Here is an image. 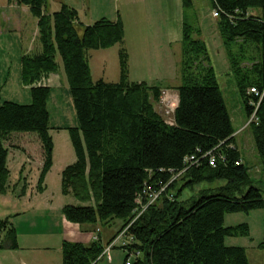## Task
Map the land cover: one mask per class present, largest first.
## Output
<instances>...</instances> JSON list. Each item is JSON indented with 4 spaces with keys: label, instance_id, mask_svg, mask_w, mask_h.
Here are the masks:
<instances>
[{
    "label": "trees",
    "instance_id": "1",
    "mask_svg": "<svg viewBox=\"0 0 264 264\" xmlns=\"http://www.w3.org/2000/svg\"><path fill=\"white\" fill-rule=\"evenodd\" d=\"M8 2L27 6L37 18L40 49L23 53L20 61L21 79L30 86L31 102L0 104V193L9 187L5 141L12 132L37 134L43 164L36 188H44L45 174L52 165L49 129L53 127L46 104L50 86L38 83L58 70V54L78 120V126L68 127L75 160L60 172L61 192L71 194L78 203L63 205L61 213L66 220L92 225L98 232L88 243L63 240L62 264H96L106 247L99 230L114 219L122 220L108 245L136 216L135 198L146 184L168 181L191 155L200 162L170 183L167 191L171 197L162 193L128 227L126 234L132 240L121 246L128 251L125 261L130 253L138 252L142 256L134 264H249L244 247L225 244L226 236L248 234L247 224L225 226L224 215L262 208L263 237L257 247L264 248L263 190L241 162L235 129L200 27L185 18L182 21L180 83L174 87L178 101L173 122L167 123L155 108L161 87L128 79L124 48L118 52V81L91 77L87 50L123 41L120 18L85 24L76 9L66 4L49 13L48 0ZM210 3L220 9L216 27L246 114L255 113L256 120L248 126L264 168V0ZM182 6L191 7L192 0H182ZM251 87L259 94L249 92ZM208 152L215 155V166L208 164L204 156ZM216 179L225 183L210 193L200 190L180 198L185 187ZM6 240L9 248H18L9 218L0 219V247Z\"/></svg>",
    "mask_w": 264,
    "mask_h": 264
},
{
    "label": "rangeland",
    "instance_id": "2",
    "mask_svg": "<svg viewBox=\"0 0 264 264\" xmlns=\"http://www.w3.org/2000/svg\"><path fill=\"white\" fill-rule=\"evenodd\" d=\"M133 1L135 2L131 12L123 15L127 39L124 37L123 41L107 48L87 50L88 64L94 81L103 79L107 82H116L119 80L118 52L121 48H124L128 55V79L130 81L148 80L150 82V78L156 75L155 70L161 63L153 62L157 57L151 56L150 58V50L152 53L154 50H160V60L166 61L164 70L170 67L166 74H169V69H171L172 57L180 56V44L168 45L164 35L169 25L177 24L181 20L182 9H179V0ZM7 3H9L8 0H5V7H0V32H4L0 34V104L7 100L27 104L31 102L30 86L22 82L20 61L24 50L36 52L40 49L37 39V18L27 6L15 7V9ZM62 4L75 8L79 20L85 24L93 23L100 18L115 19L119 8L115 0H48L46 11L49 13L57 11ZM121 8L124 12L128 10V7L124 5ZM183 10L186 21L198 25L201 29V37L207 45L211 65L235 129V144L243 163L248 168L249 175L257 185L262 187L264 195V168L248 126L253 122V117L246 115L236 80L230 72L225 51L216 30V19L212 17L210 0H192V6L185 7ZM153 26H156L155 32L157 34L160 32V37H164L162 47L140 46L146 31H154ZM36 45L39 47L36 48ZM56 61L58 70L50 74L53 82L50 84L46 99L49 122L53 127L49 129L53 141L52 165L45 174L42 191H37L36 188L40 170L33 168L39 162L40 153L43 157L41 142L37 134L12 132L5 141L8 153H10L7 158L10 175L7 191L0 193V219L9 218L16 229L17 243L29 245L30 248L21 251L28 264H42L41 261L44 258L48 259L51 264H62V253L57 249L59 243H62L59 215L63 205L78 203L71 194H63L60 188L61 170L75 160L68 127L78 126V120L63 64L58 54H56ZM174 102L175 100H170L168 94L163 101L171 108ZM163 103H156V110L164 119L172 120L173 112L166 115ZM13 154H15L14 160ZM25 157L24 164L26 165L23 167L21 164ZM17 181H19L18 185ZM224 183V179L196 183L182 189L180 198L197 195L200 190L210 193ZM243 223L248 226V234L238 233L226 236L225 244L244 247L249 264H264V248L257 247L263 237V209L228 212L224 215L225 226ZM121 225L122 220L114 219L110 225L103 226L102 229L115 233ZM126 238L124 236L119 240ZM119 244L111 247L108 254L96 264H124L128 251ZM4 248L0 247V255L9 252ZM137 256L141 257L142 254L131 253L129 255L131 264H134ZM3 264H17V262H11L9 259Z\"/></svg>",
    "mask_w": 264,
    "mask_h": 264
},
{
    "label": "crops",
    "instance_id": "3",
    "mask_svg": "<svg viewBox=\"0 0 264 264\" xmlns=\"http://www.w3.org/2000/svg\"><path fill=\"white\" fill-rule=\"evenodd\" d=\"M115 1L117 2L119 8H118L117 16L115 17V19H112V20H116L117 18H120L122 20L123 26H124L123 15L129 14V11L131 12V9L133 7L132 5L135 1H133V0H115ZM0 3H1L0 7H5V4H4L5 0H1ZM7 4H8V6L14 7V8L23 6V5H17L15 2H10ZM122 5L128 7L127 12L123 11V9L121 8ZM179 9H182L181 20L177 24L169 25L167 27L166 31H164V35H165V38L167 40V44L170 46H174L176 43L180 44L181 33H182V21L185 18L184 10H183L184 8L182 6V0H179ZM13 14H16V12H13ZM153 28H154V31H152V32L146 31L144 40H143V42H140V46H147L148 48H160V47H162L164 37L163 38L160 37V32H158V34L155 32L156 26H153ZM1 30H2V28H1ZM216 30H217V27H216ZM125 31H126V29L124 27V37L127 39V37L125 35V33H126ZM3 33L4 32H2V33L0 32V34H3ZM37 47H39V46L36 45V48ZM33 48H34V46L32 45V49ZM38 49H36V50H38ZM27 51H29V50L28 49L24 50L22 52V54L27 52ZM149 53H150V58H151V56L157 57V59L153 62L156 64L161 63V65H159V68L158 67L156 68V70H155L156 75H154L153 77L150 78V82H153V83H150L148 80L147 81L141 80V81H146L149 84L159 85L161 87L162 92H164V94H166V96L168 94V96L170 97V100H175L174 106H173V108H175L177 101H178V95H177V91L174 87L179 84L178 64H179L180 56L178 58H174V56L172 57V62H170V65L172 64L171 69H169V74H166L168 72L167 69L170 67H167L166 70H164L166 61L160 60V57H161L160 56V50L159 49L154 50L153 53L150 50ZM162 63H163V65H162ZM50 74L51 73H49L47 76L43 77L42 80L38 84L47 85V86L51 87L50 84H52L53 80H51ZM49 78H50V80H49ZM45 79L47 82L44 81ZM27 86H29V85H27ZM157 103H159V102H157ZM8 155H10V153H8ZM8 155H7V158H8ZM12 157L14 160L15 154H13ZM25 160H26V157L23 159V162L21 164L23 167H25V165H26V164H24ZM38 160H39V162L36 165H34L33 168H36V170L39 171L42 164H43V157H42L41 153L39 155ZM241 162L243 163L242 158H241ZM28 166H30V165L28 164ZM16 184L18 185L19 181H17ZM74 204H77V203H74ZM59 223H60V231H61L60 234L62 236V241L63 240H69V241H80L83 243H88L91 240H93L94 236H97V233H98L96 230L95 231L93 230L95 227L92 225H88V224L79 225L78 223H74V222H70V221L66 220L65 217L61 214V212L59 215ZM113 234H114L113 232L103 231L102 228L99 230V238L102 241V243L106 246H108L113 241L112 240L107 245L108 241L110 240V237ZM121 241L117 240L115 242L114 246H116V244L120 243ZM18 246L19 247L16 249H11V248H9V243L7 242V240L4 241L3 245L1 247H5L4 249L9 250V252L8 253L5 252L2 255H0V264H3V262H5L9 259L11 260V262L12 261L17 262V264H28L26 262L27 259H25L24 256H22L21 251H24V250L30 248V247H28L29 245H23V243L18 242ZM119 246H121V245L119 244ZM57 249L61 253V243H59ZM110 249L111 248L105 250V248H104L102 257L104 255H107L108 252L110 251ZM102 257L100 259H102ZM41 263L42 264H51V262H49L48 259H46V258H44L41 261Z\"/></svg>",
    "mask_w": 264,
    "mask_h": 264
},
{
    "label": "built area",
    "instance_id": "4",
    "mask_svg": "<svg viewBox=\"0 0 264 264\" xmlns=\"http://www.w3.org/2000/svg\"><path fill=\"white\" fill-rule=\"evenodd\" d=\"M220 9L218 7H213L212 8V16L213 17H217L219 15ZM249 92H253L255 95H258L259 92L251 87L249 89ZM166 99V94H164V92H162L161 97L159 102L163 103V101ZM251 104H253L252 102H250ZM164 104V103H163ZM165 105V104H164ZM174 111V108H171V106L169 105H165V114L169 115L170 112ZM253 117V121L256 120L255 117V113L253 112L252 114ZM165 121L167 123H172V120H166ZM204 156H207V160H208V164L211 166H215L216 163V157L214 154H212L211 152L206 153ZM203 157V156H202ZM199 158H197L195 155H191V156H187L184 158L183 161V168L172 175V177L164 182V183H160V184H155L156 186L153 185H148L146 184L145 188L143 189L142 193L137 195V197L135 198V212L137 213L136 216L119 232V234L113 239V241L105 248V250L111 248L114 246L115 242L117 240H119L121 237L126 236V239H123L120 244L121 246H126L127 244H129L132 240V236H128L126 234V231L128 229V227L133 223V221L136 219V217H138L152 202H154L162 193H165L168 197H171V193H168V188L170 183H172L175 179H177L180 175H182L185 170L187 168H190L191 166L197 165L199 163ZM236 164H238V162H236ZM97 236H94V239H96ZM103 254V252H102ZM131 254V253H130ZM135 255L138 254V252L134 253ZM102 256V255H101ZM100 258V257H99ZM124 264H131L129 258L127 257L126 261L124 262Z\"/></svg>",
    "mask_w": 264,
    "mask_h": 264
},
{
    "label": "bare ground",
    "instance_id": "5",
    "mask_svg": "<svg viewBox=\"0 0 264 264\" xmlns=\"http://www.w3.org/2000/svg\"><path fill=\"white\" fill-rule=\"evenodd\" d=\"M136 252V251H135Z\"/></svg>",
    "mask_w": 264,
    "mask_h": 264
}]
</instances>
